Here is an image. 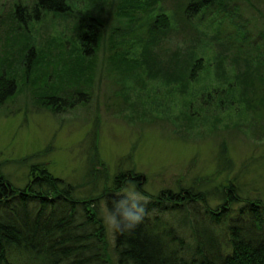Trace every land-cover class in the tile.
<instances>
[{"label":"rangeland","instance_id":"obj_1","mask_svg":"<svg viewBox=\"0 0 264 264\" xmlns=\"http://www.w3.org/2000/svg\"><path fill=\"white\" fill-rule=\"evenodd\" d=\"M37 1L0 0V70L18 83L0 106V174L25 188L46 168L73 184L76 196L97 197L126 173L137 179L126 188L134 184L147 201L145 194L193 189L204 197L201 210L220 208L218 193L231 183L242 198L264 201V110L248 109L238 73L249 54L233 52L254 50L256 34H264V0H223L222 11L212 6L191 18L186 0H68L71 10L36 18ZM18 6L25 24L15 17ZM160 13L170 29L150 42L148 24ZM88 15L103 25L86 58L91 69L73 51ZM241 31L250 39L241 40ZM146 45L153 67L141 64ZM122 51L130 62H119ZM176 54L204 59L185 86ZM52 92L64 100L59 111L44 99ZM175 213L166 218L176 222Z\"/></svg>","mask_w":264,"mask_h":264},{"label":"trees","instance_id":"obj_2","mask_svg":"<svg viewBox=\"0 0 264 264\" xmlns=\"http://www.w3.org/2000/svg\"><path fill=\"white\" fill-rule=\"evenodd\" d=\"M223 4V0H186L184 13L191 18L212 6L219 12ZM69 10L68 0H38L35 14L39 18V11ZM23 14L25 8L18 6L15 14L18 24H25ZM101 23L90 15L81 19L82 44L73 49L79 52L76 59L88 63L90 69L92 59L86 58L99 47ZM169 29L168 15H156L148 24L149 41L166 37ZM240 34L244 38L241 40L250 39L245 31ZM252 42L256 55L255 49L240 45L233 52L249 54L242 60L244 69L238 77L244 84L243 93L247 92V107L256 114L264 110V58L255 64V57L264 55V34H256ZM32 52L25 57L30 59ZM151 55L146 45L141 64L157 65ZM178 55L175 62L179 63L185 86L187 81L197 79L204 68V59L191 55L189 63ZM116 57L122 64L132 60L123 51ZM132 63L139 64L134 60ZM167 77L170 80L171 76ZM17 86L14 74L0 70V106L15 95ZM79 94L81 101L87 100L82 97V91ZM44 99L53 110L59 111L64 106V100L55 92ZM39 173L25 188L15 187L0 174V264H264V201L242 198L235 183L220 189L222 205L217 210H201L198 206L205 203L204 197L193 189L163 192L159 196L145 194L149 200L143 222L130 231L113 233L112 247L100 201L107 202L111 208L114 200L122 198L117 193L137 179L123 173L97 197H79L73 184L52 175L46 168ZM169 212H176V222L166 218Z\"/></svg>","mask_w":264,"mask_h":264},{"label":"clouds","instance_id":"obj_3","mask_svg":"<svg viewBox=\"0 0 264 264\" xmlns=\"http://www.w3.org/2000/svg\"><path fill=\"white\" fill-rule=\"evenodd\" d=\"M121 199L114 200L112 207L103 204L101 215L106 228L113 233L130 231L143 222L147 198L135 189L134 184L122 190Z\"/></svg>","mask_w":264,"mask_h":264}]
</instances>
